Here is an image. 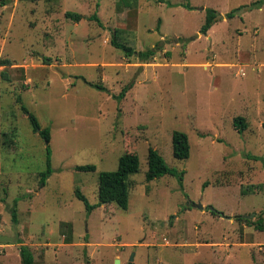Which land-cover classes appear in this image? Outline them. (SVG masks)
Instances as JSON below:
<instances>
[{
	"label": "rangeland",
	"instance_id": "1",
	"mask_svg": "<svg viewBox=\"0 0 264 264\" xmlns=\"http://www.w3.org/2000/svg\"><path fill=\"white\" fill-rule=\"evenodd\" d=\"M256 1L0 0V264H22V244L35 264H264V4ZM208 7L219 15L204 34ZM115 30L137 51L158 47L156 55L126 56L111 43ZM22 104L51 128L45 185L47 142ZM175 130L189 136L188 159L173 155ZM151 146L185 171L182 182L146 179ZM126 151L140 157L128 209L89 213L76 189L97 204L99 173L116 170Z\"/></svg>",
	"mask_w": 264,
	"mask_h": 264
},
{
	"label": "trees",
	"instance_id": "2",
	"mask_svg": "<svg viewBox=\"0 0 264 264\" xmlns=\"http://www.w3.org/2000/svg\"><path fill=\"white\" fill-rule=\"evenodd\" d=\"M137 0H118L119 6L124 7H133ZM160 2H164V0H158ZM7 2L2 1V5H5ZM264 4V0H258L255 2V5L261 6ZM187 9H192L193 6L190 3L185 4ZM243 7L240 6L238 8L232 9L228 12L227 16L232 18L238 13ZM218 12L216 9L208 7L206 9L205 22L201 27V32L207 34V32L213 27L218 18ZM66 17L79 21L83 18V15L79 12L67 11ZM91 20L97 21L100 25L101 19L97 13H94L90 16ZM111 43L119 50L123 51L126 56L137 55L143 61H148L152 59L157 53L158 47L148 48L146 50L137 51L133 46L127 44L122 41L119 37V31L115 30L112 35ZM2 65H12L11 60H3ZM2 77L5 80H8L9 77L6 72L2 73ZM92 86L99 90L107 91V87L101 83H92ZM131 87V84L126 86L119 95H115L114 97L118 99H123ZM22 109L25 114H27L33 130L38 131L40 129V136L47 142L46 146V167L43 171L40 172V181L43 185L47 183L48 178L53 174V158H52V150L50 146L51 141V128L44 127L42 128L39 122L38 117L29 110V108L22 104ZM234 125L238 129L239 132H243L248 124L246 119L243 116H238L234 119ZM191 153V143L189 136L186 132L175 130L173 133V155L177 159H188ZM250 158H256L249 156ZM148 171L146 173V179L148 181L154 180L156 178L162 177L166 174L179 176L180 181H183L185 171L179 170L178 168L169 165V163L165 160L163 155L152 146L149 147L148 153ZM77 170L80 171H96V165H81L76 167ZM140 170V157L137 152H124L118 161V167L116 170L112 171H101L99 173V183H98V197L99 202L97 204H91L88 197L81 191L80 188L76 189V196L84 202L87 211L90 213L96 207L102 204H111L115 203L119 207L128 209L129 200H130V175L139 172ZM17 203L15 201V205L12 210V218L15 223H18L17 219ZM213 214H218L217 212L212 211ZM262 215V214H261ZM259 229L264 230V223L257 225ZM70 242V241H68ZM20 255L22 259V264H35V256L34 252L30 246L22 244L20 246Z\"/></svg>",
	"mask_w": 264,
	"mask_h": 264
},
{
	"label": "water",
	"instance_id": "3",
	"mask_svg": "<svg viewBox=\"0 0 264 264\" xmlns=\"http://www.w3.org/2000/svg\"><path fill=\"white\" fill-rule=\"evenodd\" d=\"M38 131H40V129H38ZM199 208H201V209H203L204 207H203V205L202 204H199V205H197ZM211 211H214V212H217L214 208H212L211 207ZM217 213H219V212H217ZM132 260V259H131ZM128 264H132L131 262H129Z\"/></svg>",
	"mask_w": 264,
	"mask_h": 264
}]
</instances>
